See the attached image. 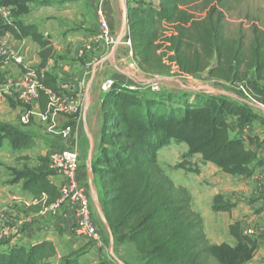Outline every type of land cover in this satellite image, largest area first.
Returning <instances> with one entry per match:
<instances>
[{"label": "trees", "instance_id": "trees-1", "mask_svg": "<svg viewBox=\"0 0 264 264\" xmlns=\"http://www.w3.org/2000/svg\"><path fill=\"white\" fill-rule=\"evenodd\" d=\"M49 4V0H0V8L11 14L10 22L0 17V38L11 34L18 41L30 39L39 46L41 62L36 71L44 88L40 93L42 112L48 105L46 91L56 90L58 83L54 76L43 73L55 48L37 24H26L23 17L31 13L29 5ZM243 6L247 8L243 20L249 25L240 26L230 37L227 20L235 8ZM128 29L134 59L145 74L166 73L165 61L169 60L184 76L207 73L218 82L247 87L264 83V0L137 2L128 9ZM1 67L0 63V91L7 77ZM107 94L100 156L92 164V173L99 181L101 205L115 245L131 246L141 264L250 262L258 245L242 234L239 225L231 226L235 247L209 241L203 218L193 209L190 191L174 183L161 166L158 152L179 142L188 147L189 158L201 156L203 164L212 163L226 174H251L259 151L248 148L241 136L247 126L263 123L260 116L245 104L221 96L177 92L150 99L120 82ZM229 117L238 126L235 137L226 121ZM5 140L15 151L29 149L34 143L31 134L0 126V143ZM255 141L252 137L251 144ZM258 165H264V158ZM50 175L48 159L40 158L34 169L17 173L11 184H21L24 191L53 204L59 192ZM56 256V246L43 241L29 249L0 251V264H48ZM62 264H79V258Z\"/></svg>", "mask_w": 264, "mask_h": 264}, {"label": "crops", "instance_id": "crops-1", "mask_svg": "<svg viewBox=\"0 0 264 264\" xmlns=\"http://www.w3.org/2000/svg\"><path fill=\"white\" fill-rule=\"evenodd\" d=\"M49 1L51 2L52 0ZM89 1L91 2L90 4L92 6L91 11L95 15L94 8L96 0ZM29 6L31 7V5ZM130 6L131 5H129V7ZM106 11L110 20L112 34L116 38H119L123 30L124 22L118 31V23L115 18L116 8L112 0H106ZM93 30L94 32L90 36L82 31L69 34L66 33L62 39L58 40L59 44H57V42L51 38L49 32L42 33L50 42H52L55 48V56L48 62L46 68L43 70V73H49L50 75L54 76L56 82L69 81L72 83H82V114L78 121L69 120L63 115H58L55 118L59 128H63L67 125L73 126L74 133L72 137L67 140H62L58 132H48V134H45L44 137H46V139L49 141L51 147L59 143L64 148L77 149L80 152V179L86 185L90 194L93 209L92 212L93 215H96L94 216V219L95 221L98 219V222L96 221V223L98 227L100 225L103 228L106 236L104 237L102 234L103 240L105 241L103 245H97L91 239H89L88 242L91 241L92 244H89L87 247H85V249L82 251V255H85L86 257L94 255L97 261L101 259L103 260V263L131 264L130 260H128L126 257L124 258L122 253H120V249L125 248V246H117L118 255L115 253L116 245L111 229L107 228L104 222L105 216L101 205L102 192L98 179L92 173V164L100 156V145L103 139L104 126L106 124L105 104L107 103L108 94H102L100 89L101 83L103 80H105L104 78L111 77L118 80L120 85L126 87V85L131 84V81L128 79H133L134 76H139L142 78L141 74L145 73L141 71L140 68L139 71L135 72V74H132L131 76H128L125 72H123L120 66L125 65L129 60V56L123 57L121 53L123 50L122 47L124 46L117 44L110 49L103 47L97 43L95 39L96 25L93 27ZM28 41L31 43V45H28ZM0 45H5L7 48L12 49L16 54L23 57L24 60L33 67H35L36 63H40V59L38 57V52L40 50L39 46L30 39L18 41L11 34H7L5 37L0 38ZM109 50L110 55H106L105 57L100 56L102 53L104 54ZM67 55H72L73 60H68ZM106 62L111 64V66L119 71V76L111 74L112 72L107 67L108 65ZM0 63L2 64L1 68L3 70L4 67L1 60ZM9 67L10 68L3 71L7 72L8 75H12L8 72H15L16 70L13 69L14 67L12 65ZM177 74H179L178 70ZM204 75L208 76L207 73L196 76H180L186 79H194L198 77H206ZM214 96H222L231 101H236L239 104H243V101H241L240 98L237 99V97L232 93L225 94L223 92H218L215 93ZM260 124H264V122ZM253 127L254 126H251L249 128L250 130L248 131L251 132L252 135H256L257 132H254V129H261V127ZM235 133L237 132L235 131ZM263 140L256 138V141L253 144V150L256 149L254 147H257V145L261 147L259 148L260 150H258V159L252 165L251 174H226L212 163L203 164L201 162V156H197V159L200 162V164H198V166L200 165L199 171H190L187 167H179V169H184V171L186 170V172L188 171V173L194 174V176H200L199 179H202L201 181L203 184L207 185L209 183H213L212 185H216L213 196L212 194H208L204 197V200L202 197H198L195 198L194 201L198 207L196 209L197 212L201 214L203 218L204 227H206L207 230L206 235H208V239L209 241H212V244H228L232 247H235L237 245V241L231 234V226L233 225H239L242 234L250 237L257 243L258 247L256 253L253 259L247 264H251V262L255 261L257 258H264V165H258V161L264 158V146L262 147V143H264L262 142ZM186 150L188 152V147ZM193 168L195 169L196 167L193 166ZM49 179L54 186H58V184L62 182L61 178L51 175ZM12 186L17 187L18 185ZM19 186H21V184ZM183 187H186L190 191L189 186ZM207 190L208 188L203 189L200 194L206 195ZM22 195L33 196L27 191H23ZM37 203L38 202L35 201L34 205ZM37 215L33 216L34 220L38 222L46 220L45 214ZM227 218L229 219L226 221ZM74 219L75 216L73 212L69 211L64 214V217L58 221L56 220V225L64 227L68 236H70L72 233V227H74ZM217 220H219L220 223L214 224ZM56 221L54 220V223ZM224 224H227L229 232H227V237L224 239L226 241H221L218 240L217 237L223 233L222 228ZM210 226L211 228L207 229ZM47 227L49 226L40 225L29 228L22 238L24 242H30L28 245H23V242L19 245L30 248L43 241H53V229ZM80 236L82 237V241H86V236L84 234H80ZM106 239L108 241H106ZM15 244L16 243H13L10 247L12 248V246ZM80 247L84 248V246ZM104 254H109L108 259H110V262H106Z\"/></svg>", "mask_w": 264, "mask_h": 264}, {"label": "rangeland", "instance_id": "rangeland-1", "mask_svg": "<svg viewBox=\"0 0 264 264\" xmlns=\"http://www.w3.org/2000/svg\"><path fill=\"white\" fill-rule=\"evenodd\" d=\"M124 1L126 2L127 9H129L130 7H134L137 2L149 3L150 1L154 0ZM202 1L203 0H199V4ZM112 2L114 3V6L116 8L115 18L118 23L119 31L123 22L125 21V14L121 0H112ZM90 3L91 2L89 0H52L51 4H49L48 6L31 5L32 12L29 15H25L23 17V21L26 24H38L40 32H49L51 38L55 40L57 44H59L58 40L62 39L63 36L66 35V33L69 34L82 31L90 36L94 32L93 27L96 25V18L91 11L92 6ZM129 5L131 6L129 7ZM246 9L247 8H245L244 6L235 8L233 15L229 16V20H227L226 32L230 37H234L236 35L240 26L245 25L247 27L249 25L245 19V21L243 20ZM27 43L28 45H31L29 41ZM122 48L123 50L121 53L123 57H127L128 50L125 47ZM106 55H110V50L104 54L102 53L100 56L105 57ZM67 56L68 60H73L72 55ZM168 57H170V55ZM1 62L3 63V70H7L8 68H10L9 66L12 65L14 67L13 69L17 71H15L16 73L14 71H10L8 72L9 74L15 75L19 72L18 65L15 63V61L1 59ZM165 62L166 64H168V71L166 73L157 75H145L142 73V78L139 76H134L133 79H128L129 81H131V84L138 87V89L140 90L139 95L148 97L150 99H161L166 94L177 92L185 94L187 96L198 94L204 97L211 95L214 96L215 93L218 92H223L225 94L232 93L237 97V99L240 98V100L243 101V104H245L253 114L260 116V120L264 122V108L261 107L264 106V83H261L260 86L255 87L246 86L249 95L246 96L242 89L239 87V85H244L243 83L228 85L226 83L210 79L207 75H204L206 77H198L194 79L182 78V76L177 74V67L175 64L170 63L169 60H166ZM106 64L108 65L107 67L109 68V70L112 72L111 74L119 76L118 70H116L108 62H106ZM39 65L40 63H36L35 68H38ZM155 79L161 81V89L157 92V94H153L154 92L151 93V91L148 89L145 90V87L143 86V82ZM20 112L21 104L19 102L4 96L0 98V126H11L27 132L32 135L34 142L29 149H24L21 151L13 150L11 144L6 140L0 143V251L6 252L10 250V246L13 243L16 244L13 245L12 248L21 247L29 249L28 247L23 245H28L30 241L24 242L22 236L31 227L48 225L49 227L47 228L53 229L52 236L54 237L53 241H49L52 242L57 248V256L47 261L48 264H62L67 259L75 257L79 258V264H102L103 260L100 259L99 261H97L94 255L87 257L85 255H82V251L85 249V247H87L89 244H92L91 241L88 242L90 238L86 236V241H82V237L80 236L81 233L75 227H72V233L70 234V236H68L67 231L64 229V227L56 225L57 221L64 217V214L66 213L64 209H62L61 212L55 214L49 209L52 203L47 204L46 202L36 198L35 196H23L22 192L24 190L21 188V186L18 185L17 187H13L11 185V182L13 179H15L17 173L34 169L40 163V158L48 159L47 155L51 149V144L46 139V137H44L45 134H48L46 127H43L39 124L38 118L36 116H32L30 123L27 125L21 123ZM260 123L261 122H255L251 126L261 127V129H254V132H257L258 139L263 140L264 124ZM235 131H238L237 124H234L232 128V132ZM262 142H264V140ZM263 146L264 143H262V147ZM260 147L261 146L257 145V147L255 146L254 148L260 150ZM186 148V145L182 143L172 142L169 146L162 148L158 152V155L161 166L173 179L174 183L177 186L190 187V193L193 197V208L194 210H196L198 207L196 206V203H194L195 198L202 197L204 200V197L208 194H212L213 196L214 188L216 187V185H212L213 183H209L207 185L203 184V182L201 181L202 179H199L200 176H194V174L188 173V171L186 172V170L184 171V169H179L180 166H185L188 169L195 166L196 168H191V170H200V165L198 166V164H200L199 160L197 159L198 157H187ZM206 188H208L206 195H201L200 192H202V190ZM35 201L38 202L36 205H34ZM37 214H45L46 220L39 222L34 220L33 216ZM93 216L96 215L94 214ZM228 219L229 218H227L226 221ZM54 220L57 221L54 223ZM96 221L98 222V219H96ZM219 223L220 221L217 220L214 224ZM98 228L104 235V237H106L103 228L100 225ZM209 228H211V226L207 229ZM222 229L223 233L218 235L217 238L218 240L226 241L224 239L227 237V232H229L227 224H224ZM206 231L207 230L205 227V232ZM106 241L108 240L106 239ZM22 242L24 244L19 245ZM103 242L105 243V241ZM80 246H84V248ZM115 253L118 255L117 246L115 249ZM120 253H122L124 258L126 257L128 260H130L131 264H141L136 259L134 249H132L131 246L126 245L125 248L120 249ZM108 255L104 254L106 262H110V259H108ZM251 264H264V258H257L255 259V261L251 262Z\"/></svg>", "mask_w": 264, "mask_h": 264}, {"label": "built area", "instance_id": "built-area-1", "mask_svg": "<svg viewBox=\"0 0 264 264\" xmlns=\"http://www.w3.org/2000/svg\"><path fill=\"white\" fill-rule=\"evenodd\" d=\"M95 18L97 43L105 48H112L117 45V40L111 31L110 20L106 11V0L95 1ZM10 10L0 8V17L4 22H10ZM123 45L128 50L129 60L125 65L120 66L121 70L128 76L139 71V66L134 59L133 41L127 28L122 35ZM13 60L18 65L19 72L15 75H8L6 81L1 87L0 98L2 96L14 99L21 104L20 121L27 125L31 117H37L41 126L46 127L48 132H58L62 140L70 139L74 133L73 126H64L59 128L56 123V117L63 115L69 120L78 121L82 114L81 108V86L82 83H72L69 81H60L57 83L56 90H47L48 105L46 112L40 109V93L44 89L39 82L36 68L27 63L23 57L16 54L12 49L5 45H0V60ZM130 78V77H129ZM118 80L106 78L100 85L101 92L109 93ZM231 85V84H228ZM145 90L157 93L161 89V81L147 80L143 82ZM246 96L247 87L239 85ZM129 91L140 93L136 85H128ZM264 108V106H261ZM231 128V136L237 133L232 132L235 119L229 117L227 120ZM251 126H247L243 133L242 140L248 148H252L251 138H258V135H252ZM49 172L51 176L61 178L62 182L58 184L59 198L50 205L49 209L53 213L61 212L64 209L67 212H73L74 227L81 233L90 238L97 245H103V236L100 232L93 216L92 203L87 187L80 179V152L77 149H67L59 143L51 147L48 152ZM264 191V188H263Z\"/></svg>", "mask_w": 264, "mask_h": 264}, {"label": "water", "instance_id": "water-1", "mask_svg": "<svg viewBox=\"0 0 264 264\" xmlns=\"http://www.w3.org/2000/svg\"><path fill=\"white\" fill-rule=\"evenodd\" d=\"M121 3H122L123 10H124V14H125V21H124V26H123L122 33H121L120 37L117 40V43L118 44H121V42H122V35L125 32V30L127 29V27H128V10H127V5H126V2L124 0H121ZM104 222H105L107 228L110 229V227H109L108 222L106 221V219L104 220Z\"/></svg>", "mask_w": 264, "mask_h": 264}]
</instances>
